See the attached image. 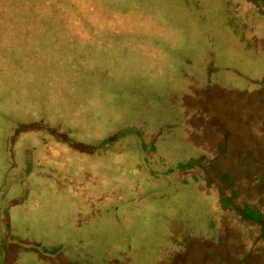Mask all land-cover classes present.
I'll return each instance as SVG.
<instances>
[{
	"label": "rangeland",
	"instance_id": "rangeland-1",
	"mask_svg": "<svg viewBox=\"0 0 264 264\" xmlns=\"http://www.w3.org/2000/svg\"><path fill=\"white\" fill-rule=\"evenodd\" d=\"M0 264H264V0H0Z\"/></svg>",
	"mask_w": 264,
	"mask_h": 264
}]
</instances>
